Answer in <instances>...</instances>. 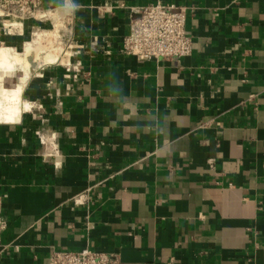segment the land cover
I'll return each instance as SVG.
<instances>
[{"label":"crops","instance_id":"obj_1","mask_svg":"<svg viewBox=\"0 0 264 264\" xmlns=\"http://www.w3.org/2000/svg\"><path fill=\"white\" fill-rule=\"evenodd\" d=\"M156 2L186 12L192 52L121 55L130 18ZM45 3L77 14L87 74L67 89L43 64L24 85L31 108L0 123V264H48L54 248L264 264V0ZM31 28L0 18V43Z\"/></svg>","mask_w":264,"mask_h":264},{"label":"built area","instance_id":"obj_2","mask_svg":"<svg viewBox=\"0 0 264 264\" xmlns=\"http://www.w3.org/2000/svg\"><path fill=\"white\" fill-rule=\"evenodd\" d=\"M71 9L69 4L47 5L45 0H0V18L9 22V31L23 30L27 21H33L32 29L48 23L46 30L54 31L63 49H68H64V53L70 52L65 62L60 58L48 63L62 67V80L67 89L87 74L81 58L83 47L76 45L73 38L77 14ZM138 11V16L130 18L128 33L119 48L121 55L138 60H164L180 59L192 52L193 40L186 30L183 9H178L175 4L156 2L142 6ZM74 202L80 203V197L74 198ZM6 228L4 197L0 193V242ZM48 261V264H118L115 254L89 248H54Z\"/></svg>","mask_w":264,"mask_h":264},{"label":"bare ground","instance_id":"obj_3","mask_svg":"<svg viewBox=\"0 0 264 264\" xmlns=\"http://www.w3.org/2000/svg\"><path fill=\"white\" fill-rule=\"evenodd\" d=\"M51 36L52 33L47 31L36 33L33 40L25 42L22 52L10 46H0V71L18 70L21 73L19 76L22 77L21 83H16L12 87L4 85L0 91V123L17 122L21 114L31 108V103L23 97V89L40 52L45 53L42 59L46 63L55 62L60 58L62 62L68 59L70 52L65 51L64 53L62 44H54V38ZM35 74L40 75L41 73L36 72Z\"/></svg>","mask_w":264,"mask_h":264},{"label":"rangeland","instance_id":"obj_4","mask_svg":"<svg viewBox=\"0 0 264 264\" xmlns=\"http://www.w3.org/2000/svg\"><path fill=\"white\" fill-rule=\"evenodd\" d=\"M41 25L42 24H40V26ZM48 26H49L48 23H46V25H44L43 27L42 26L39 27V28L36 27L34 29L31 28V29H29L30 31L27 30L24 33V35L15 38V41H13V42H5V43H2V44L0 43V46H10V47L14 48L15 50H17L18 52H22V49H23V46H24L25 42L33 40L35 38V36H36V33H39V32H42V31L49 32L50 30H46V29H49ZM50 26H51V24H50ZM53 32L54 31H52V36L51 37L54 38V44H57V43H59V38H57ZM64 49L68 50L66 47H64ZM64 49H63V51H64ZM44 55H45L44 52H40V56H38L39 58L35 59V61H34L35 65L33 66L34 68H33V71H32V73L30 75V79L29 80L32 79L33 74H35L36 72L40 71V69L42 68L41 66H43V64L44 65H49L48 63H46V61H44L42 59V57ZM20 74L21 73L18 70L17 71L15 70V71H12V72L3 71V70L0 71V91L2 90L4 85L7 86V87H12L16 83H21L22 77L19 76ZM32 105H34V104H32Z\"/></svg>","mask_w":264,"mask_h":264}]
</instances>
